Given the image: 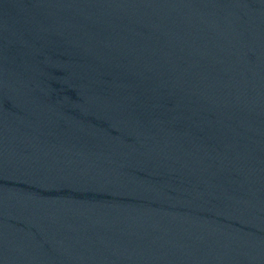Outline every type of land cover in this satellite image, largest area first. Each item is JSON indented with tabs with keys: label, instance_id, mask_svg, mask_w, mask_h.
I'll return each mask as SVG.
<instances>
[{
	"label": "water",
	"instance_id": "95a60500",
	"mask_svg": "<svg viewBox=\"0 0 264 264\" xmlns=\"http://www.w3.org/2000/svg\"><path fill=\"white\" fill-rule=\"evenodd\" d=\"M0 264H264V0H0Z\"/></svg>",
	"mask_w": 264,
	"mask_h": 264
}]
</instances>
